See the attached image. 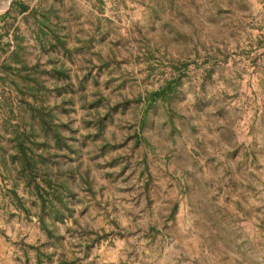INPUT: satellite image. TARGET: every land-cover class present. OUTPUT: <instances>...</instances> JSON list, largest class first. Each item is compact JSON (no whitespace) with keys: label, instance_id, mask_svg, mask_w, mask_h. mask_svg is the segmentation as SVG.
<instances>
[{"label":"rangeland","instance_id":"374dc122","mask_svg":"<svg viewBox=\"0 0 264 264\" xmlns=\"http://www.w3.org/2000/svg\"><path fill=\"white\" fill-rule=\"evenodd\" d=\"M0 264H264V0H0Z\"/></svg>","mask_w":264,"mask_h":264}]
</instances>
